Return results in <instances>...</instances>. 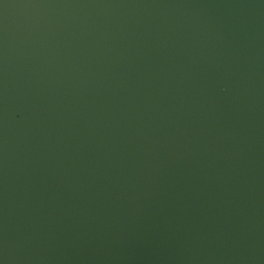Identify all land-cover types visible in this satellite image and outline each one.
Returning a JSON list of instances; mask_svg holds the SVG:
<instances>
[{
    "label": "water",
    "instance_id": "1",
    "mask_svg": "<svg viewBox=\"0 0 264 264\" xmlns=\"http://www.w3.org/2000/svg\"><path fill=\"white\" fill-rule=\"evenodd\" d=\"M0 264H264V0H0Z\"/></svg>",
    "mask_w": 264,
    "mask_h": 264
}]
</instances>
